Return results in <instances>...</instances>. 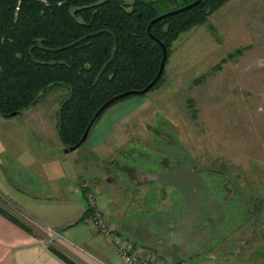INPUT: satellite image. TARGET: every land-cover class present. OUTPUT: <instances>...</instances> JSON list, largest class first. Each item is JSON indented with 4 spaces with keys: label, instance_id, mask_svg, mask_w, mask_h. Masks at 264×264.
<instances>
[{
    "label": "rangeland",
    "instance_id": "374dc122",
    "mask_svg": "<svg viewBox=\"0 0 264 264\" xmlns=\"http://www.w3.org/2000/svg\"><path fill=\"white\" fill-rule=\"evenodd\" d=\"M168 53L160 82L146 94L125 99L139 96L128 102H142L139 112L117 125L111 136L115 143L105 145L101 155L112 177L120 172L108 164L117 158L119 170L135 184L147 182L148 190L117 194V203L124 212L148 217L156 231L129 239L115 235L114 220L106 218L110 244L118 237L138 259L153 264H261L264 0H227L205 23L180 34ZM63 95L53 87L32 109L49 150L63 146L55 127ZM22 113L10 118L27 117ZM78 149L62 157L85 159L87 151ZM48 157L35 161L42 163L45 177L54 178L58 160ZM129 163L150 176L136 178V168L121 165ZM78 185L84 196L93 192L86 181Z\"/></svg>",
    "mask_w": 264,
    "mask_h": 264
},
{
    "label": "trees",
    "instance_id": "16d2710c",
    "mask_svg": "<svg viewBox=\"0 0 264 264\" xmlns=\"http://www.w3.org/2000/svg\"><path fill=\"white\" fill-rule=\"evenodd\" d=\"M192 1L0 0V116L33 106L57 87L64 93L55 116L57 134L62 147L74 145L106 100L151 81L162 56L158 41L168 56L180 34L205 23L227 0H201L147 33L158 14Z\"/></svg>",
    "mask_w": 264,
    "mask_h": 264
},
{
    "label": "crops",
    "instance_id": "0c3cea01",
    "mask_svg": "<svg viewBox=\"0 0 264 264\" xmlns=\"http://www.w3.org/2000/svg\"><path fill=\"white\" fill-rule=\"evenodd\" d=\"M139 98L113 105L99 118L79 147L87 151L82 160L75 156L64 159L63 154L68 152L63 147L58 151L44 145L43 127L32 120L36 105L22 111L26 112L24 119L0 116V264H123L109 239L90 224L87 203L78 185L81 181L91 186L96 209L114 220L115 235L136 240L138 235L154 234L156 227L148 217L124 212L117 203V194L136 193L145 187L148 190L147 182L135 184L133 177L119 170L117 158L116 163L108 164L120 172L114 171L113 178L101 158L102 149L115 143L111 136L117 125L139 112L142 102L128 103ZM38 157L42 161L45 157L57 158L54 178L45 177L48 174L43 173L42 163L36 164ZM121 165L139 171L133 164ZM135 176L145 179L150 175L141 171ZM119 184H129L133 189Z\"/></svg>",
    "mask_w": 264,
    "mask_h": 264
},
{
    "label": "water",
    "instance_id": "95a60500",
    "mask_svg": "<svg viewBox=\"0 0 264 264\" xmlns=\"http://www.w3.org/2000/svg\"><path fill=\"white\" fill-rule=\"evenodd\" d=\"M201 2V0H193L192 2L181 6V7H178V8H175V9H172V10H169V11H166V12H163L161 14H158L156 17H154L153 19H151L146 27V31L147 33L150 35V27L156 23V22H159L160 20L168 17V16H171L173 14H176V13H179V12H184V10H187L189 8H192L194 6H196L197 4H199ZM160 43V46H161V50H162V56H161V60H160V63H159V67L157 69V72L156 74L154 75L153 78H151V81L145 86L143 87L142 89L140 90H127V91H124L122 93H118L117 95H114L113 97L109 98L108 100H106L101 106H99V108L97 109V111L94 113V115L92 116L91 119H89L90 121L88 122L86 128L84 129L80 139L77 141V143H75L74 145L72 146H65L63 147V151L64 152H71V151H74L76 150L77 148L80 147V145H83V143L87 140V137H88V132L90 131L95 119L97 117H99V115L106 109L108 108V106H111L113 103H115L116 101L126 97V96H129V95H143V94H146L149 92V90L153 87V85L158 81V78L161 77V74L164 70V65H165V62H166V59H167V53H166V48L164 46L163 43H161L160 41H158ZM30 108V107H28ZM26 108V109H28ZM24 109V110H26ZM23 110V111H24ZM22 113V111H16V112H11L7 115H3L2 117H6V118H10V117H13V116H16V115H20Z\"/></svg>",
    "mask_w": 264,
    "mask_h": 264
},
{
    "label": "built area",
    "instance_id": "2783aa9c",
    "mask_svg": "<svg viewBox=\"0 0 264 264\" xmlns=\"http://www.w3.org/2000/svg\"><path fill=\"white\" fill-rule=\"evenodd\" d=\"M42 3H45L46 0H39ZM87 201L89 202L88 210H90L89 215V222L96 229L98 232L102 233V235L106 236L109 241L112 237V229L108 228V224L106 222V218L102 216V214L96 209L93 192H87L85 196ZM118 237L112 239L113 247L120 257L119 259L122 260L125 264H153L152 262H148V260H141L138 259L137 255H135L136 251H131L124 247V244H120L117 241Z\"/></svg>",
    "mask_w": 264,
    "mask_h": 264
}]
</instances>
